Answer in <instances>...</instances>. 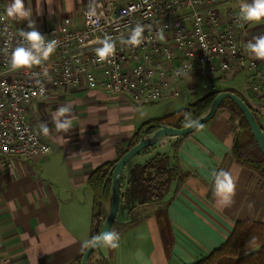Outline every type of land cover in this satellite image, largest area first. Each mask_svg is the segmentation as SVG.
Wrapping results in <instances>:
<instances>
[{
    "label": "crops",
    "instance_id": "crops-1",
    "mask_svg": "<svg viewBox=\"0 0 264 264\" xmlns=\"http://www.w3.org/2000/svg\"><path fill=\"white\" fill-rule=\"evenodd\" d=\"M5 8L12 0H0ZM98 0H24L37 29L54 26L66 16L81 21L82 5ZM239 6L242 0H233ZM250 3L251 0H244ZM28 29V20L12 19ZM245 34H264V19L246 22ZM264 68V60H260ZM244 70L218 79L219 89H247ZM202 87L189 99L167 95L153 104L138 105L126 93L103 88H52L28 105L29 116L44 140L48 154L33 159H0V255L10 264H73L90 239L94 190L92 173L119 158L143 126L184 108L211 91ZM243 95V94H242ZM72 108V128L56 130L53 117L60 106ZM228 108L182 139L179 163L188 173L184 183L173 182L162 202L134 208L120 203L112 229L120 234L117 249L102 247L113 264H193L224 243L238 220L264 222V176L233 155L237 124ZM264 128V112L258 113ZM41 123L49 128L41 132ZM182 137V136H180ZM179 137L166 136L135 155L124 174L157 152H171ZM230 171L236 178L234 202L222 207L214 194L212 173ZM124 184L122 186V191ZM109 200L105 207L110 208Z\"/></svg>",
    "mask_w": 264,
    "mask_h": 264
},
{
    "label": "built area",
    "instance_id": "built-area-1",
    "mask_svg": "<svg viewBox=\"0 0 264 264\" xmlns=\"http://www.w3.org/2000/svg\"><path fill=\"white\" fill-rule=\"evenodd\" d=\"M92 7L96 15L89 16ZM0 1V159H33L51 150L29 116L28 105L52 88H103L126 93L138 105L153 104L167 95L187 98L218 79L244 70L243 91L257 113L264 112V68L252 56L246 22L233 0H98L82 5L81 21L66 16L57 25L38 29L58 47L47 61L11 70V53L23 29L7 17ZM147 26L144 42L121 43L137 24ZM243 24V27H241ZM163 32L164 39H158ZM97 38L115 42L116 53L98 62ZM252 42V41H251ZM47 72V75L44 73ZM41 88L44 89L43 94ZM49 149L45 152L44 149ZM0 264L10 258L0 255Z\"/></svg>",
    "mask_w": 264,
    "mask_h": 264
},
{
    "label": "trees",
    "instance_id": "trees-1",
    "mask_svg": "<svg viewBox=\"0 0 264 264\" xmlns=\"http://www.w3.org/2000/svg\"><path fill=\"white\" fill-rule=\"evenodd\" d=\"M223 90L237 92L245 99L233 88L209 91L189 102L184 108L147 122L125 151L139 142L145 129L152 133L162 125L184 127L186 113H191L192 118L198 119L209 109L215 97ZM224 108L233 110L234 114L236 113L239 117L233 145L235 159L264 176V154L255 140L245 115L230 98L222 102L220 109ZM254 112L258 116L255 110ZM185 136L179 137L173 143L170 153L157 152L144 162L134 164L129 169L128 175L124 174L121 202L130 208L151 202H162L169 193L173 182H177V187L184 183L188 173L183 171L180 166L178 150ZM118 159L98 167L90 177V184L94 190L90 238L103 230L106 217L105 207L111 200L112 173ZM169 201L165 200V203L168 204ZM83 254L84 252L73 261V264H81ZM88 264H113V258L110 254L106 255L103 248L100 247L91 254ZM193 264H264V222L236 221L226 241Z\"/></svg>",
    "mask_w": 264,
    "mask_h": 264
},
{
    "label": "clouds",
    "instance_id": "clouds-1",
    "mask_svg": "<svg viewBox=\"0 0 264 264\" xmlns=\"http://www.w3.org/2000/svg\"><path fill=\"white\" fill-rule=\"evenodd\" d=\"M240 16L239 18L244 22H259L264 19V0H251L250 3L242 2L239 4ZM6 15L12 19L28 20L27 28L29 30H22L20 36L22 41L19 46L13 49L11 53V70L20 68H31L35 65H41L44 61H47L50 56L56 51L58 47V41L47 40L36 27V23L29 19L31 12L25 8L24 0H12L11 4L5 9ZM89 16L96 15V8L92 7ZM147 26L137 24L135 28L131 30L127 39L121 37V43L127 44L133 47H138L144 42V31ZM243 27V24H241ZM158 39L163 40L164 35L161 31L158 34ZM254 43L249 41L247 49L249 53L256 59L264 60V34L253 37ZM94 43L100 46L95 48V53L98 58V62H104L109 57H114L116 53L115 42L109 38L100 39L97 38ZM47 75V72L44 73ZM43 94L44 89L41 88ZM72 108L68 105L60 106L53 120L56 124L57 131L69 132L72 128ZM185 128H202L203 126L197 119L192 118L191 113L185 114ZM41 132L44 135H48L49 128L46 123H41ZM45 152L49 149L45 148ZM214 178V194L218 199V203L222 207L230 206L234 200L236 193V178L230 171L220 169L212 173ZM120 245V234L113 230H105L101 233L93 235L90 239L83 242L82 248H97L107 247L110 249H117Z\"/></svg>",
    "mask_w": 264,
    "mask_h": 264
},
{
    "label": "water",
    "instance_id": "water-1",
    "mask_svg": "<svg viewBox=\"0 0 264 264\" xmlns=\"http://www.w3.org/2000/svg\"><path fill=\"white\" fill-rule=\"evenodd\" d=\"M230 98L232 99L241 109L243 114L245 115L250 127L251 131L255 137V140L264 154V128L259 121L258 116L254 112V110L250 107L247 101L239 95L237 92H233L230 90L221 91L212 102L209 109L200 116L197 120L201 125H204L208 121H210L219 111L222 102ZM198 128H185V127H174L171 125H162L154 130L152 133L148 132V129H145L141 139L139 142L131 146L127 151H125L121 157L115 163L113 173H112V182H111V202L109 211L106 213V217L103 223V231L112 229L113 223L116 219V215L121 203V192L123 186V176L124 170L127 163L133 158L135 155L142 152L144 149L148 147H152L156 143H158L163 137L166 136H185L189 135ZM98 248H88L85 249L81 264H88L89 257L91 254L96 251Z\"/></svg>",
    "mask_w": 264,
    "mask_h": 264
},
{
    "label": "rangeland",
    "instance_id": "rangeland-1",
    "mask_svg": "<svg viewBox=\"0 0 264 264\" xmlns=\"http://www.w3.org/2000/svg\"><path fill=\"white\" fill-rule=\"evenodd\" d=\"M229 112L236 116V117H235V119H236V124L238 125L239 117L236 115V113L234 114L233 110L229 109ZM200 259H201V258H200Z\"/></svg>",
    "mask_w": 264,
    "mask_h": 264
}]
</instances>
